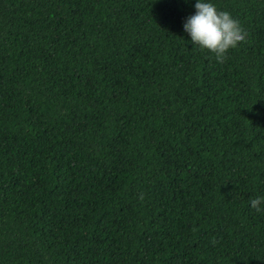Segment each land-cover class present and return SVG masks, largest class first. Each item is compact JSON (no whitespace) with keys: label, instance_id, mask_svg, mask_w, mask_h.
<instances>
[{"label":"trees","instance_id":"trees-1","mask_svg":"<svg viewBox=\"0 0 264 264\" xmlns=\"http://www.w3.org/2000/svg\"><path fill=\"white\" fill-rule=\"evenodd\" d=\"M191 3L0 0V264H264V0Z\"/></svg>","mask_w":264,"mask_h":264},{"label":"clouds","instance_id":"clouds-1","mask_svg":"<svg viewBox=\"0 0 264 264\" xmlns=\"http://www.w3.org/2000/svg\"><path fill=\"white\" fill-rule=\"evenodd\" d=\"M193 11L181 23L191 46L210 51L220 62L229 48L245 39L246 33L228 11L219 10L213 0H192ZM256 213H264V196L256 195L248 202Z\"/></svg>","mask_w":264,"mask_h":264}]
</instances>
